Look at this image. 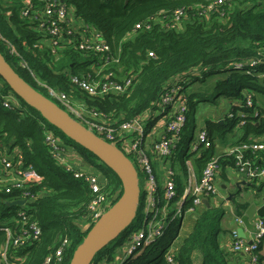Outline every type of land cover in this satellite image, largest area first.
Wrapping results in <instances>:
<instances>
[{
  "label": "trees",
  "instance_id": "16d2710c",
  "mask_svg": "<svg viewBox=\"0 0 264 264\" xmlns=\"http://www.w3.org/2000/svg\"><path fill=\"white\" fill-rule=\"evenodd\" d=\"M62 1L71 5L76 16L99 32L112 54L118 57V64L113 65L111 70L121 78L126 77L128 73L131 77L133 73L136 74V78L129 92L123 95L95 98L81 93L70 85L68 77L92 75L90 65L97 62V57L77 51H64L63 56L54 61L47 49L34 47L35 44H40L43 38L32 29L28 20L20 17V1L0 0V55L20 78L40 94L47 98L45 91L37 86L36 81L76 98L84 103L87 109L102 113L111 124H115L114 127H118L122 122L132 121L149 111H154L166 89L178 86L184 94L190 82L204 83L212 74L224 72L226 76L215 83L213 91L230 101L229 114L233 117L228 119L226 116L222 125L205 124L210 142L213 139L221 140L228 130L238 125L239 115L236 113L239 112L246 115L240 127L242 135L235 142V146L255 143L257 138L264 139L262 0H232L208 17L202 12L209 0ZM177 9H182L185 13L178 31L168 29V21L161 19L162 25L159 21H150L161 12L170 15ZM221 13L223 16H220ZM146 22L150 24L149 29L134 31L136 24ZM149 52L153 54V58H148ZM22 61L27 68L20 65ZM237 63H243L246 67L235 70L233 66ZM250 63L254 65L249 66ZM8 94L17 100V107H2V98ZM185 99L188 110L185 125L187 128L188 115L194 108V95L185 94ZM248 100L251 105H248ZM147 124L146 130L149 129L150 122ZM46 131H51L58 137L62 135L43 119L37 110L13 94L0 78V149L7 153L18 150L24 165L32 166L43 177L38 186L31 188L35 198L28 201L27 207L23 209L40 227L39 238L11 249L10 264H44L46 258L62 247L64 240H67V245L62 247L61 261L52 260L50 264H69L73 252L89 231L82 230V226L86 221L91 222L89 205L94 195L83 179L76 178L71 172L64 170L60 163L52 158L45 142ZM63 142V147L60 145L62 155L64 148L72 145L82 161V166L97 170L104 184L103 191L108 199L113 198L111 203L114 205L122 196V184L117 174L73 141ZM244 156L252 157L257 165H264V151H245ZM212 157H215L212 151L211 155L202 154L203 166ZM217 158L222 169L226 166L235 167L233 156L221 155ZM251 183L255 186V182ZM255 189L259 190L261 187ZM18 197L17 191L6 194L0 188V223H8L11 228H14L16 214L22 208L9 207L7 203ZM233 203L237 216L244 213L248 207L235 201ZM140 206L141 204L137 208L134 221L119 236L117 244L104 247L97 253L92 264L97 263L95 260L101 261L103 258H108L109 262L113 260L114 248L120 246L129 234L137 229ZM221 208L210 205L196 216L193 231L179 248L171 253L170 264H193L192 257L196 252L201 255V264H227L223 260L217 241L220 232L218 223L224 216ZM179 229L180 220L170 222L161 237L123 264H169L164 255L177 238ZM4 241L5 237L1 234L0 250ZM263 241L264 238L259 244L258 264H262L260 251Z\"/></svg>",
  "mask_w": 264,
  "mask_h": 264
},
{
  "label": "built area",
  "instance_id": "2783aa9c",
  "mask_svg": "<svg viewBox=\"0 0 264 264\" xmlns=\"http://www.w3.org/2000/svg\"><path fill=\"white\" fill-rule=\"evenodd\" d=\"M20 1L22 7L19 15L22 19L28 20L32 24V29L37 31L43 38L40 44L34 47L44 48L57 61L64 51H77L97 57V62L90 65L92 75H70L68 77L70 85L78 89L81 93L89 97L103 98L109 95L126 94L133 86L136 74L130 73L122 80L116 78V74L111 70L113 65H117L118 57L114 56L108 45L104 42L99 32L91 25L76 16L75 9L62 0H15ZM207 7L203 10L204 16L208 17L216 12L220 7L229 4L232 0H209ZM264 3V0H262ZM185 13L182 9L173 11L170 15L159 13L150 21H168V29L178 31ZM223 16V13L220 14ZM162 19V20H161ZM149 29L148 22L136 24L134 31L139 29ZM41 43L43 46H41ZM11 52L18 57L12 49ZM28 50V49H27ZM148 58H153L152 53H148ZM21 60V57L19 56ZM23 68H27L24 61L20 63ZM254 65L250 63L249 66ZM246 67L243 63L233 66L235 70ZM33 76V75H32ZM37 86L44 88L51 99L59 103L67 114L72 115L75 120L85 129L93 133L103 141L115 145L123 155L133 160L139 172L147 178L148 187L146 193L141 197L139 225L132 231L122 247V258L116 264H123L124 261L134 258L136 253L141 252L156 239L162 236L167 225L181 218L184 213L193 214L196 209L203 206L202 201L214 197L217 193L215 185V175L220 169L217 157H212L201 169L200 177L197 181H192L193 166L192 157L184 160L189 180L183 194L178 197L175 183V172L170 165L173 151L180 143L182 131L187 122V106L185 105V95L178 86H172L164 91L157 104V110L138 117L129 122H122L118 127H114L106 119L105 115L94 110L87 109L83 103H73V98L67 96L59 89H52L41 82ZM251 105L250 100L247 101ZM18 106L17 100L10 94L2 98V107L12 109ZM155 115L164 118V126L159 138L152 141L150 149L155 159L161 165L164 174L161 195L157 192L152 168L148 154L144 148L149 135L152 133L153 125L146 130L147 123L155 120ZM233 117L232 114L228 115ZM241 115L238 120L239 126L243 125ZM45 142L49 148L52 158L59 162L67 172H71L76 178H81L86 183L94 199L89 205L91 220L101 218L112 206V199L104 193V184L98 174L84 172L80 165L66 163L63 160L62 150L58 137L51 131L45 132ZM192 155H200L201 150L211 147L208 132L205 126L201 125L192 138ZM251 153L264 151V139L256 140L255 143L240 144L229 149V156L235 158V169L249 182L258 184L264 183V165H257L251 157H245L244 152ZM43 177L30 165H24L21 154L14 149L12 153L4 152L0 149V188L6 194L13 190L17 191L19 197L14 201H24L21 211H18L15 218V226L11 228L8 223H0V235L5 237L0 250V264H10V250L15 249L33 241L40 235V227L31 216L23 210L27 207L28 201L35 198L31 188L38 186ZM139 206V205H138ZM235 221L240 223V218L235 217ZM264 238V217L253 222V231L249 240L241 239L236 233V229L230 232L231 250L235 253H243L247 256L248 264H258L259 244ZM67 245V240L62 242V247ZM62 247H59L54 255L46 258L44 264L53 261H61ZM171 249H169L164 259L169 264L171 260ZM107 260L104 258L103 263Z\"/></svg>",
  "mask_w": 264,
  "mask_h": 264
},
{
  "label": "crops",
  "instance_id": "0c3cea01",
  "mask_svg": "<svg viewBox=\"0 0 264 264\" xmlns=\"http://www.w3.org/2000/svg\"><path fill=\"white\" fill-rule=\"evenodd\" d=\"M117 75L118 74L116 73V78L118 80L123 79L121 77H118ZM195 83H197V82H195ZM189 84H191V82ZM41 89H43L45 91L47 98L49 100L53 101L56 105H58L64 111V108L59 103H56L53 99H51L49 97V95L47 94V92L44 88H41ZM192 95H194V94H191V96ZM196 101L198 102V99ZM192 102L195 103V99H193ZM73 103H82V102L77 100L76 98H73ZM206 103H208V102H206ZM82 105H85V104L83 103ZM208 105L210 107H208L209 110L206 114L207 121L204 123L203 126H205V124H207V123H214V124L222 125L224 123V120H225L224 118L226 117V115L231 110L230 101L223 97V102L219 106L216 107L213 103H209ZM157 108L158 107H156V109L154 111H149L148 113L155 112L157 110ZM148 113H146V114H148ZM146 114H144V115H146ZM236 114H238L239 117H241V115H246L243 112H239ZM68 115L72 119L75 120V118L72 115H70V114H68ZM155 117H156L155 120L151 121V123L149 124V125H153L152 133L149 135L147 142L144 145V148L148 154V157H151L153 159L154 163L157 165L156 171H154L152 169V172H153L155 184L157 187V192L161 195L162 185H163V181H164V174H163V171L161 169V165L155 159V156L151 152L150 146H151V143L153 140L160 137V135L162 133L163 126H164V118L162 117V120H161L160 115H155ZM240 127L241 126L237 125V128L234 130L233 135H235V137H228L225 134L221 140L213 139L211 142V147L209 149L201 150L200 155H193L192 156V158H191L192 159V166H193V177L191 178L192 181H197L200 177L201 169L203 166V164H202L203 162L201 161L202 154L203 155H205V154L211 155V151H212V153L214 154L215 157H220L221 155H227L229 149H231L235 146V142L238 141V139L242 135V133L240 131ZM187 129L188 128H185L184 131H187ZM194 130H195V128H194ZM194 133L195 132L193 131V136L190 137L185 142V144H183V140H182V136H181L180 143L177 145L176 149L173 151V153L171 155L172 158L170 159V165L175 172V183H176V190H177V196L178 197H180L183 194L184 190L186 189L188 180H189V174L187 173L184 160L187 157L186 151H187V148L189 146V143L192 141V138L194 137ZM58 139H59L60 145L63 147V144H64L63 140L60 137H58ZM262 139L263 138H257L255 140H262ZM180 144H181V146H180ZM184 155H185V157H184ZM73 159L79 161L78 165H80L82 163V161L80 160V157L76 156L75 148L72 145L65 147L64 148V154H63L64 162L70 163L73 165L74 164ZM149 162H150V160H149ZM136 167H137V165L135 164V168ZM80 168L86 172H90V173L99 175V173L97 172V170L95 168L88 167V166L85 167V165L82 166V164H81ZM142 174H141V179L138 176V187H139V192L141 194V197L146 193V190L148 187L147 186L148 185L147 178L144 177ZM236 184L239 185L242 192L245 193L243 202L239 201L238 197H236V198L234 197L232 199V201L228 200V196L230 193L232 194L234 192V189H235L234 186ZM215 185L217 188V193L214 197L207 200L208 201V207H206L204 205L200 206L196 209V211L193 214L184 213V215L178 219V220H180L179 233H178V236L175 239V241L172 244L170 249L172 252L175 251L176 249H178L179 246L181 245V243L184 241V239H186L191 234V232L193 231L194 225H195L196 216L198 214H200L204 209L209 208L210 205L214 206V207H222L221 209H223V211H224V216L220 219V221L218 223V227L220 229V232L217 236V241L219 244V249L222 253L223 260H225L227 264H248V259H247V256L245 254L240 253V252L235 253L231 250L230 232L233 229H236V228L243 226L241 222L237 223L235 221V217L241 218V215L244 214V213H242L240 216L235 215V212H234V205L235 204L233 202L235 201V203H238V204H245L249 207V205L254 202V200L258 194L264 197V190L262 188L259 190L255 189V187H257L259 185L258 183H255V186H253L252 183L247 181V179H245V177L242 176L234 167H229V166H226L224 169H222L220 167V169L218 170V172L215 175ZM256 219H257V217H254L252 222H254ZM245 234H246V239L249 240L251 237V231L245 230ZM124 242L120 246L115 247L114 250L112 251L113 252V260L111 262H109L108 260H105V262L103 263V260H104V258H103L101 261L95 260L97 262L96 264H116L117 262L119 263L122 256H123L122 255V247L124 245ZM112 243H110V244H112ZM116 244H117V241L115 240V245ZM260 255L262 257V264H264V241H263L262 246H261ZM192 258H193V264H201V255L199 253H197V252L194 253ZM106 259H108V258H106Z\"/></svg>",
  "mask_w": 264,
  "mask_h": 264
},
{
  "label": "water",
  "instance_id": "95a60500",
  "mask_svg": "<svg viewBox=\"0 0 264 264\" xmlns=\"http://www.w3.org/2000/svg\"><path fill=\"white\" fill-rule=\"evenodd\" d=\"M0 78L13 94L28 106L37 110L43 119L58 129L69 140L91 152L103 165L113 170L121 181V198L101 218L94 221L93 228L88 231L86 238L75 249L69 263L92 264L97 253L116 239H119V236L131 225L136 217L140 200L137 170L115 145H111L95 136L72 119L53 101L28 85L6 63L1 55ZM234 188V192L229 194L228 200L232 201L234 197H238V200L243 202L245 193L242 192L237 184ZM24 204V201L7 203L9 207H21ZM202 204L208 207L207 200H203ZM254 217H264V197L259 194L245 210L244 214L241 215L240 221L243 226L236 228L239 238L245 240V230L253 231L252 220Z\"/></svg>",
  "mask_w": 264,
  "mask_h": 264
},
{
  "label": "rangeland",
  "instance_id": "374dc122",
  "mask_svg": "<svg viewBox=\"0 0 264 264\" xmlns=\"http://www.w3.org/2000/svg\"><path fill=\"white\" fill-rule=\"evenodd\" d=\"M224 75L226 76V73H224V72L223 73H215V74H212L211 76L207 77L205 79L204 83L197 82V83L189 84L185 88V94H187V96H189L191 94L195 95L194 96L195 103H194V108H192V112L188 115V123H187L188 129H187V131H184V130L182 131L183 144H185V142L190 137L193 136V131L195 132L197 129L200 128L201 125H204V123L207 121L206 114L209 110L208 107H210L208 104L213 103L217 107L223 102L222 96H218L217 93L215 91H213V87L215 85V82L219 81L221 77H225ZM197 99H198V102L196 101ZM206 102H208V103H206ZM228 115H229V113L226 116L228 117ZM228 119H229V117H228ZM194 128H195V130H194ZM236 128H237V125L232 130H228L226 135L228 137H235V135H233V133H234V130ZM59 137L65 141H70V140H68L69 138H67L63 134L59 135ZM190 151H191V144L189 143V146H188L186 152H187V155L189 157H192L193 155L190 153ZM76 156L79 157L78 153H76ZM73 160H74V164L78 165L79 161H77L75 159H73ZM129 160L135 166V163L133 162V160H131V159H129ZM149 160H150V164H151L152 169L154 171H156L157 165L154 163V161L151 157H149ZM80 166H81V164H80ZM137 169H138V167H136V170ZM137 174L139 175V178L141 179V174H139V169L137 170ZM257 187L258 188L261 187L264 190V184H261V185L259 184ZM92 224L94 225V223L92 221L91 222L86 221L82 226V230H87V229L90 230V228L92 229L93 228ZM116 241H117V239H116ZM112 245L113 246L115 245V241H113Z\"/></svg>",
  "mask_w": 264,
  "mask_h": 264
}]
</instances>
